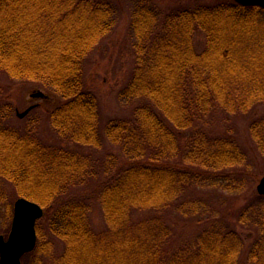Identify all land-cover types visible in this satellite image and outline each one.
Returning a JSON list of instances; mask_svg holds the SVG:
<instances>
[{
    "label": "trees",
    "instance_id": "obj_1",
    "mask_svg": "<svg viewBox=\"0 0 264 264\" xmlns=\"http://www.w3.org/2000/svg\"><path fill=\"white\" fill-rule=\"evenodd\" d=\"M132 2L136 66L120 97L150 99L159 112L142 105L132 118L112 119L105 126L107 139L129 159L127 165L114 155L103 161L109 178L98 198L106 232L92 229L84 198L66 197L73 186L95 176V161L41 143L34 118L24 132L0 127V178L47 211L49 233L65 245L56 256L39 225L38 245L25 257L33 259L31 264H239L242 236L193 196L204 189L245 192L244 179L227 170L247 165L246 151L232 134L198 133L183 157L190 166L162 161L180 152L179 134L168 121L175 129H188L216 108L247 112L264 103V9L223 1L164 13L151 0ZM116 17L108 0H0V71L53 89L62 102L50 112L52 127L81 145L102 146L99 103L84 87L83 65ZM198 33L206 38L202 51ZM10 108H0L4 118ZM250 131L264 156V115ZM185 196L192 200L179 204ZM175 204L184 214H215L199 237L175 249L169 247L171 230L162 218H132L134 209L162 211ZM7 214L10 220L12 206ZM239 221L257 228L249 260L264 264V196L254 194Z\"/></svg>",
    "mask_w": 264,
    "mask_h": 264
},
{
    "label": "rangeland",
    "instance_id": "obj_2",
    "mask_svg": "<svg viewBox=\"0 0 264 264\" xmlns=\"http://www.w3.org/2000/svg\"><path fill=\"white\" fill-rule=\"evenodd\" d=\"M108 1L116 8L115 26L86 57L83 65L84 87L87 91H91L97 96L99 103L100 132L103 136L101 147L96 148L78 144L69 138L60 136L55 131L52 127L50 112L62 102V99L53 89L45 87L40 82L13 79L6 72L0 71V108L5 105L11 107L5 118L0 113V127H14L24 132L29 124V119L34 118L37 120V123H35L36 136L41 143L65 148L88 156L95 161V176L73 186L66 197L84 198L88 202L90 206V224L97 234H103L108 228L105 214L98 198V192L103 183L109 178V175L103 171V161L107 156L114 155L119 158L120 165L129 164V159L124 154L122 147L112 143L105 136V126L112 119L132 118L134 111L142 105L151 106L156 112L158 111L150 99L126 100L120 97L122 90L130 83L136 66L134 38L131 31L133 2L132 0ZM151 1L164 13L181 8H194L200 5L210 6L223 1L235 2L234 0ZM195 39L198 50L202 51L206 42L205 35L198 33ZM23 114L26 115L21 117ZM263 115L264 103L260 102L247 112L228 113L222 108H216L206 118L195 122L188 129H175L170 121L167 123L175 134H179L180 152L170 159L163 160V165L190 166L188 163L185 164L183 157L188 147L189 139L198 133L213 136L232 134L243 150L246 151L249 163L243 167L227 170V172L233 171L232 174L239 177L240 180L244 179L246 184L245 192L242 194H231L218 189H204L193 196L194 199L199 198L204 201L210 210L216 211L221 220L220 222L228 230L236 231L242 236L244 248L239 258V264H254L249 260V254L254 241L258 237V231L253 224L241 223L239 215L251 201L253 195L256 193L259 195L257 186L264 176V156L259 152L250 131L252 122ZM161 116L164 118L163 115ZM0 192L6 195V202H2V196L0 195V236H5L7 239L12 229L15 203L19 198L24 197L19 196L13 183L3 178H0ZM189 199L192 200L190 196L182 197L178 203L180 204ZM7 206H12L13 208L10 220L7 214ZM44 211L43 218L37 222L36 231L39 225L44 229L54 244L55 255L59 256L64 252L65 245L63 241L49 233L46 220L47 211L45 209ZM153 217L162 218L169 227L171 230L169 247L175 249L183 243L192 242L199 237L215 219V214L209 211H207V214H184L177 209V204L162 211L134 209L132 212L134 220H145ZM38 241L39 238L37 245ZM25 256L22 259V263L31 264L33 259Z\"/></svg>",
    "mask_w": 264,
    "mask_h": 264
},
{
    "label": "water",
    "instance_id": "obj_3",
    "mask_svg": "<svg viewBox=\"0 0 264 264\" xmlns=\"http://www.w3.org/2000/svg\"><path fill=\"white\" fill-rule=\"evenodd\" d=\"M234 1L245 7L264 8V0ZM24 115L26 114L21 117ZM257 191L259 195L264 196V176L257 186ZM44 214V209L36 202L26 198H19L16 201L10 235L7 239L0 236V264H23L22 258L36 249L38 240L36 225Z\"/></svg>",
    "mask_w": 264,
    "mask_h": 264
}]
</instances>
